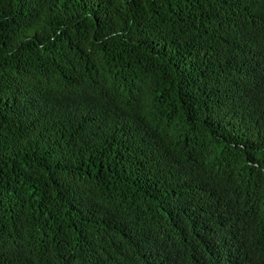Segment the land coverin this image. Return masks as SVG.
Segmentation results:
<instances>
[{"label":"trees","instance_id":"16d2710c","mask_svg":"<svg viewBox=\"0 0 264 264\" xmlns=\"http://www.w3.org/2000/svg\"><path fill=\"white\" fill-rule=\"evenodd\" d=\"M0 264H264V0H0Z\"/></svg>","mask_w":264,"mask_h":264}]
</instances>
